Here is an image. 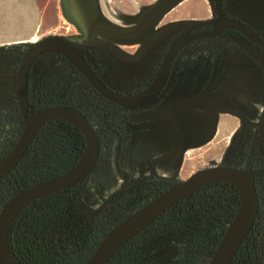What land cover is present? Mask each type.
Here are the masks:
<instances>
[{
    "label": "crops",
    "instance_id": "0c3cea01",
    "mask_svg": "<svg viewBox=\"0 0 264 264\" xmlns=\"http://www.w3.org/2000/svg\"><path fill=\"white\" fill-rule=\"evenodd\" d=\"M228 12L264 37V0H241ZM214 14V0H0V120L7 113L11 88L16 93V68L25 48L68 21L80 33L100 36L111 31L119 48L148 49L130 54L120 49L118 67L108 82L116 90L135 92L140 82L152 79L163 49L177 33ZM216 41H207L210 50L198 57L192 47L182 51L188 71L157 107L159 120L173 136L209 143L220 135L233 145L250 142L251 150L263 155L264 63L232 42ZM209 59L210 70L225 60L211 86ZM39 62L44 68L57 64L50 55Z\"/></svg>",
    "mask_w": 264,
    "mask_h": 264
},
{
    "label": "water",
    "instance_id": "95a60500",
    "mask_svg": "<svg viewBox=\"0 0 264 264\" xmlns=\"http://www.w3.org/2000/svg\"><path fill=\"white\" fill-rule=\"evenodd\" d=\"M241 0H214L215 16L196 21L177 34L168 46L149 84L135 92L125 93L111 87L92 67V45L86 35H47L32 44L23 54L16 71V99L24 120V129L12 149L0 158V181L20 162L43 124L52 120H65L78 128L85 137V150L81 158L67 171L36 182L11 196L0 209V264H20L12 253L10 231L18 214L33 201L60 192L83 182L96 168L101 139L87 116L78 108L57 105L36 109L29 100L30 73L34 63L46 54H60L73 64L107 100L130 110H143L156 106L166 95L173 80V65L180 51L193 41L225 36L227 30L240 33L229 38L264 63V38L241 19L230 16L229 8ZM201 30L203 28H207ZM89 39V40H88ZM88 41V43H87ZM250 43H249V42ZM225 60L216 65L210 86L222 71ZM153 127L167 131L160 125ZM230 180L237 187L240 205L229 224L209 264H231L244 239L252 230L260 213L257 185L250 169L233 165H213L196 171L187 179L177 182L154 196L138 210L115 225L100 241L85 264H105L114 253L167 209L189 197L206 184Z\"/></svg>",
    "mask_w": 264,
    "mask_h": 264
},
{
    "label": "trees",
    "instance_id": "16d2710c",
    "mask_svg": "<svg viewBox=\"0 0 264 264\" xmlns=\"http://www.w3.org/2000/svg\"><path fill=\"white\" fill-rule=\"evenodd\" d=\"M65 64L69 65L67 62L64 66ZM61 65L57 67L49 65L45 68L48 72L42 77L36 78V81L30 79L29 99L37 108L68 105L79 109L81 104L92 99L93 94L91 95L80 81L70 75L67 76ZM93 93L102 97L98 92ZM15 112L16 125L9 135L8 130H5L6 119L0 121V158L17 142L20 135L16 133H22L19 126L24 125V121L17 101ZM84 150L85 137L73 124L65 120H52L43 124L19 164L0 181V186L5 183L4 189L0 191L5 197L4 202L36 182L64 173L81 158ZM250 158L246 169L252 171L257 185L260 213L231 264H264L259 246L264 231V156L254 153ZM156 181L158 180L149 181L150 185L143 183V189L136 188L128 192L127 208L121 219L105 228L94 249L86 254V259L83 258L85 260L82 263L81 255L74 252L63 257L61 264H85L110 229L165 190L157 189ZM61 192L33 201L14 220L10 231V245L13 255L20 264L24 263L20 261L16 251L26 238L28 228L43 217L58 214L64 209V199L59 197ZM239 205V191L232 181L220 180L206 184L167 209L152 224L118 249L105 264H143L151 242L161 233H167L173 239L176 248L175 264H209ZM156 224L158 226L154 227Z\"/></svg>",
    "mask_w": 264,
    "mask_h": 264
},
{
    "label": "rangeland",
    "instance_id": "374dc122",
    "mask_svg": "<svg viewBox=\"0 0 264 264\" xmlns=\"http://www.w3.org/2000/svg\"><path fill=\"white\" fill-rule=\"evenodd\" d=\"M227 1L230 2L231 0ZM73 24L74 23L68 21L63 24L64 27L54 31L50 35H70L80 33L79 29H76ZM100 36L108 42L116 43V41H114L115 38L112 37L111 31H103ZM43 37H40L39 39ZM216 42L218 44L231 43L228 39H217ZM34 43L35 42L31 43L30 46ZM121 45L123 46L124 44L121 43ZM199 45L200 46H198L197 49L202 47H205V49L196 51V57L204 54L207 50H210L206 48V40ZM29 47L25 48V51ZM120 49L125 50L129 54L132 51L141 52L143 50H148L132 48L130 46L120 47ZM167 49L168 46L163 49V57ZM219 50L220 49H217L216 53L219 52ZM16 69H18V66ZM114 70L116 71V68L112 71ZM142 83L144 82L139 83V87ZM174 85H176V83ZM15 98L16 93L14 92V89L11 88L6 110H4V112L7 113L2 118L6 119L5 121L7 124H5V130H8V135L16 125ZM166 100L167 98L165 101ZM159 112L160 109L156 108L145 112L144 114H140L137 117L147 118L150 116L159 120ZM127 133L129 135L127 136L128 139L125 145L122 166H118L116 162L112 160L101 162L98 165L97 171L93 174L92 178H90V187L96 189L97 194L102 197L110 196L108 194H111L112 191H120L122 189L121 186L127 183L123 176H114V172L118 170V167L125 173L129 174L131 180L143 184L148 183L151 180H160L163 178H167L174 182H180L187 179L196 171L213 165H233L246 169L251 161L250 149L252 145L250 142H246L245 145H233L220 135L216 138L214 137V139L211 138V142L207 143L202 141L195 142L190 137H176L163 131H153L152 133H149L145 130H132L129 128ZM241 143H243V141H241ZM257 154L259 156H264V153L263 155L259 152ZM142 168L143 172H141ZM4 187L5 183L0 186V191L3 190ZM259 246L261 258L264 260V231L261 235ZM158 254L157 259L160 261V264H167L171 261L170 259L172 258L173 251L172 249H166L163 247L161 251H158Z\"/></svg>",
    "mask_w": 264,
    "mask_h": 264
},
{
    "label": "flooded vegetation",
    "instance_id": "af4514ba",
    "mask_svg": "<svg viewBox=\"0 0 264 264\" xmlns=\"http://www.w3.org/2000/svg\"><path fill=\"white\" fill-rule=\"evenodd\" d=\"M225 1L228 2L227 0H225ZM230 16H232V15H230ZM208 28H210V27L203 28L201 30L208 29ZM258 33L260 34V32H258ZM76 35H86V36H88V38L90 39L91 45H92V49H91V53L92 54L91 55H92V57L94 59V64H92V67L95 69V71L99 75L103 76V79L105 81H107V83L110 82V80L112 78L111 76H113V74L115 73V70L114 71H112V70L114 68L117 69L118 64H119V60H120V56L122 54L121 51H120V48L118 47V45L115 42H108L103 37H101V36H99L97 34L93 35V34H90V33H87V34L86 33H76ZM260 35L262 36V34H260ZM229 36H239V37L243 38V36L240 33L236 32V31H233V30H227L226 33H225V36H223V37L196 40V41L191 42L187 46H185L180 51V53L178 54V56L176 58V61H175L174 65H173V70H172L173 80L170 83L169 90L167 91L165 97L156 106H154L152 108H149V109H143V110H130V109H127V108H124V107H121V106L120 107L126 109L128 112L129 111L133 112L136 116H138L140 114H144L145 112H148L150 110L156 109L171 94V92L174 90V87L177 85V83L179 81V78L180 77L184 78L186 76V74H187L188 68H186V65L183 63L182 58H181L182 51H184L187 48L192 47L193 48V50H192L193 54L196 56V54H195L196 51L205 49V47L197 49V47L200 46L199 45L200 43H203L205 40L206 41H210V40H215V39H228L230 42L240 46L236 42L232 41L229 38ZM87 43H88V41H87ZM257 51L260 54H264V50H262V49H258ZM47 55H50V56H53V57L56 58V60H57L56 67L59 66V64H62L61 67L63 68L64 63L67 62L69 64V66H71V67L69 68L70 72L69 71L66 72L64 70L66 75H74L75 76L74 78L79 80L82 84H83V82H85V84L90 86L91 89L95 90V92H98L93 87V85L87 80V78L76 67H74L73 64L71 62H69L64 56H62L60 54H51V53H49V54H46V55L42 56L40 59H42L43 57H45ZM40 59H38L34 63V65L32 66V69H31V73H30V79H32V80L35 79V81L38 78L42 77L45 73L48 72L47 70H45L44 66H42L41 63L39 62ZM207 63H206L207 64L206 75L209 74V73L212 74V71H213L214 68L212 70H210V67H209L211 65V59H209ZM150 81H151V79H150ZM149 82L145 81L144 83H142V85H140L139 89L136 90L135 92L145 88L149 84ZM175 83H176V85H174ZM135 92H125V93H135ZM16 101H17V99L15 98V102ZM30 102L35 106L36 109H42V108H37L35 103H33L32 101H30ZM37 102L39 103V101H37ZM80 111L83 112L82 110H80ZM20 114H21V112H20ZM84 114L86 115V113H84ZM21 117H22V115H21ZM153 124L160 125L161 127H162V125H164L162 121L156 120V119H154V118H152L150 116L147 117V118L139 117V119L136 120V121L135 120L129 121L128 119L119 120L118 123L116 124L117 129H111L113 131V136H114L115 140L117 141V145H116V148H115V157H117V159H118L120 156L123 157V155H124V151H125V147H126L125 145H126V142H127V139H128L127 136L129 135L127 133V131H128L129 128L132 129V130H137V129L145 130L146 132H149V133H152L153 131H163L161 129L156 128V126L153 127L152 126ZM24 126H25V124L23 125V127ZM99 137L101 139V153H100V157H99V160H98V163H97L96 167H98V165L101 162H104L103 139L101 138L100 135H99ZM254 153H258L255 150V148L252 149V150L250 149V154H254ZM118 170L121 171V169L119 167H118ZM141 172H143V168H142ZM93 174H94V171L83 182H81L79 184H76V185H74L71 188H68L66 190H63L59 194V197L63 198L64 202H65V206H64V209L62 211L63 212V216L65 217V220L67 222H69L72 226H74V227L80 229L82 232H84V235H86V238L88 237V239H89V242L87 243V245H88L87 246V250H86L87 253L92 252V250L94 249V245H95L96 241L98 239H100V237H101L102 233L104 232L105 228H107L110 224H114L116 221L119 220L118 219L119 217H117V216L115 217V215L112 216L111 218L106 216L104 214V211H105V209H104L105 206L104 205H102V206H100L98 208H95L94 206H90V205H87L85 203L84 196L86 194V191L90 189L89 181H90V178H92ZM125 177H127L126 179H128L127 183L124 186V190L125 191H127V192L133 191L136 188L141 190V188L143 186L141 183H137V181L131 180L129 174H127V173H125ZM152 181L155 182V180H152ZM176 183L177 182L171 181V180H169L167 178H163V179H160V180L156 181V184L158 185L157 189H161V188H163V189L165 188L166 189V186L170 187V185L172 186L173 184H176ZM147 185H150V182H148ZM144 186H145V184H144ZM145 189H146V187H145ZM157 189H153V190L156 191ZM157 226H158V224H156L154 227H157ZM163 247H165L166 249L167 248L168 249H172V251H173L172 258L170 259L171 261L169 263H167V264H175V262H176L175 261V259H176V248L174 246L172 237L169 234H167V233H161L160 235H158L157 237H155L153 239V241L150 244L148 256L145 259L143 264H160V261L157 259L158 258L157 256L159 255L158 251L159 250L161 251ZM86 254L83 257L81 256L82 257L81 258V260H82L81 263L86 259ZM83 258H85V259H83ZM55 264H61V262H56Z\"/></svg>",
    "mask_w": 264,
    "mask_h": 264
},
{
    "label": "built area",
    "instance_id": "2783aa9c",
    "mask_svg": "<svg viewBox=\"0 0 264 264\" xmlns=\"http://www.w3.org/2000/svg\"><path fill=\"white\" fill-rule=\"evenodd\" d=\"M65 66H63V68L68 72L71 66L66 64ZM70 76L75 77L74 75ZM83 84L93 96L91 100L81 104L79 109L86 113L89 122L103 139L104 161L112 160L115 161L118 166H122L123 157L120 156L118 159L115 157L117 141L111 129H117L116 124L119 120L128 119L129 121H136L139 117L133 112H128L119 105L99 97L96 93H93L95 91L91 89L90 86L86 85L85 82H83ZM19 127L21 128L20 131H22L23 125ZM16 134L18 136L21 135L20 132ZM97 169L98 167L94 169V173ZM116 171L114 172V176H123L124 179L128 181V179L125 178V172L123 170ZM124 186L125 185L121 186L122 189L120 191H112L111 194H108L110 196L104 197L98 195L97 190L90 187V189L86 191L84 201L87 205L94 206L95 208L104 205V214L106 216L111 218L115 215V217L117 216L119 217L118 219H121L122 213L127 208L126 200L128 199L126 197L128 192L124 190ZM4 203V197L0 194V207H2ZM62 211L52 216L47 215L28 228L26 238L23 239L20 248L16 251L22 263L55 264L56 262H61L63 257L70 253L76 252L82 257L87 253L88 237L86 238L84 232L67 222ZM20 222L19 220V226L21 225Z\"/></svg>",
    "mask_w": 264,
    "mask_h": 264
}]
</instances>
